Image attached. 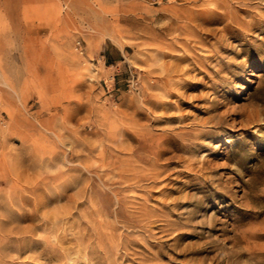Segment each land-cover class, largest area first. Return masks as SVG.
I'll use <instances>...</instances> for the list:
<instances>
[{
  "label": "rangeland",
  "instance_id": "1",
  "mask_svg": "<svg viewBox=\"0 0 264 264\" xmlns=\"http://www.w3.org/2000/svg\"><path fill=\"white\" fill-rule=\"evenodd\" d=\"M0 264H264V0H0Z\"/></svg>",
  "mask_w": 264,
  "mask_h": 264
},
{
  "label": "built area",
  "instance_id": "2",
  "mask_svg": "<svg viewBox=\"0 0 264 264\" xmlns=\"http://www.w3.org/2000/svg\"><path fill=\"white\" fill-rule=\"evenodd\" d=\"M75 47H76V49H77L78 51H80V52L82 51V49H81V45H80V43H79L78 40L76 41V46H75Z\"/></svg>",
  "mask_w": 264,
  "mask_h": 264
},
{
  "label": "bare ground",
  "instance_id": "3",
  "mask_svg": "<svg viewBox=\"0 0 264 264\" xmlns=\"http://www.w3.org/2000/svg\"><path fill=\"white\" fill-rule=\"evenodd\" d=\"M206 154H207V152L204 151V153H203L202 155H206ZM88 159H89V158H88ZM89 160H90V159H89ZM35 210H36V209H35ZM237 239H238V238H237ZM238 240H239V239H238Z\"/></svg>",
  "mask_w": 264,
  "mask_h": 264
}]
</instances>
